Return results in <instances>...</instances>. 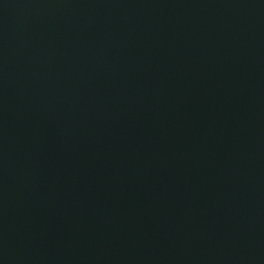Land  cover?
I'll list each match as a JSON object with an SVG mask.
<instances>
[{
  "label": "water",
  "instance_id": "95a60500",
  "mask_svg": "<svg viewBox=\"0 0 264 264\" xmlns=\"http://www.w3.org/2000/svg\"><path fill=\"white\" fill-rule=\"evenodd\" d=\"M0 264H264V0H0Z\"/></svg>",
  "mask_w": 264,
  "mask_h": 264
}]
</instances>
